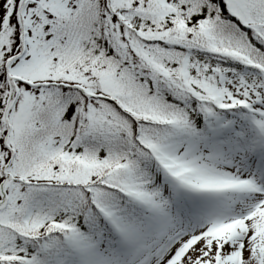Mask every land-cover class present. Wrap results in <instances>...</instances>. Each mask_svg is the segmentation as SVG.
Here are the masks:
<instances>
[{
    "label": "snow or ice",
    "instance_id": "1",
    "mask_svg": "<svg viewBox=\"0 0 264 264\" xmlns=\"http://www.w3.org/2000/svg\"><path fill=\"white\" fill-rule=\"evenodd\" d=\"M0 264H264V0H0Z\"/></svg>",
    "mask_w": 264,
    "mask_h": 264
}]
</instances>
